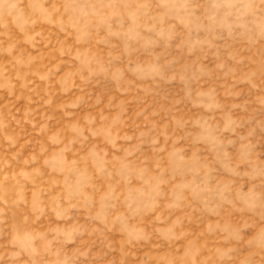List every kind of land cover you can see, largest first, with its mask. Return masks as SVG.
Returning a JSON list of instances; mask_svg holds the SVG:
<instances>
[{
    "label": "rangeland",
    "instance_id": "obj_1",
    "mask_svg": "<svg viewBox=\"0 0 264 264\" xmlns=\"http://www.w3.org/2000/svg\"><path fill=\"white\" fill-rule=\"evenodd\" d=\"M0 264H264V0H0Z\"/></svg>",
    "mask_w": 264,
    "mask_h": 264
}]
</instances>
